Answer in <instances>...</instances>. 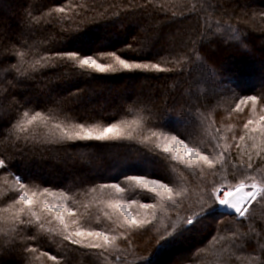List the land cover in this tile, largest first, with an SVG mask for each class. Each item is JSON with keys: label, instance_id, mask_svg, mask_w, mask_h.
I'll return each instance as SVG.
<instances>
[{"label": "trees", "instance_id": "1", "mask_svg": "<svg viewBox=\"0 0 264 264\" xmlns=\"http://www.w3.org/2000/svg\"><path fill=\"white\" fill-rule=\"evenodd\" d=\"M10 2L25 7L21 19L29 29L24 32L12 23L6 30L23 46L12 49L15 55L0 59V65L16 63L20 72L35 78L15 82L13 73L0 69V80L5 81L0 86V122L9 121L5 137L0 138V160L4 161L0 166V241L5 247L13 242L20 245L17 251L0 254V264H264V195L253 200L241 218L212 209L221 186L257 182L264 188V83L252 87L258 75L251 72L261 64L264 78V0ZM133 11L145 12L146 18H125ZM0 17L4 19L2 12ZM190 27L198 34L185 31ZM101 28L107 29V37L99 36ZM146 28L156 29L159 37L155 47L144 50L152 56L136 61L148 63V69L129 71L114 57L101 55L115 51L127 60L133 53L123 55L120 50L128 41L138 47L132 36ZM72 35L81 39L72 42L69 50L82 49L115 71L77 66L74 73L83 75H64L69 69L46 67L60 63L54 59L56 53L67 47ZM102 41L106 45L96 44ZM169 44H186L192 59L175 66L168 63L165 48ZM201 60L209 65L208 72L197 68ZM33 66L39 71L33 72ZM213 70L215 80L210 79ZM63 81L77 86L81 98L89 84L135 85L137 93L90 109L82 102L72 104V94L58 96L57 88L66 85ZM36 84L49 86L48 99L35 92ZM161 94L168 103L149 105L150 113L137 103ZM249 96L255 99L248 100ZM57 100L63 108L56 105ZM66 116L91 117L85 127L117 124L123 138L88 148L77 145L101 142L48 143L79 130L76 125L83 121H69ZM173 136L199 156H207L211 167L188 154ZM41 148V155L34 154ZM165 148L174 151L165 152ZM54 157L77 161L83 169L81 179L57 168L38 175L37 163ZM84 161L87 165H81ZM90 165L94 168L88 169ZM129 177L156 179L170 191ZM21 195L30 203L21 201ZM202 208L212 210L200 222V231L175 243L160 241L161 235L170 239ZM125 213L140 227L132 225ZM89 232H103L108 241ZM53 255L56 260L49 258Z\"/></svg>", "mask_w": 264, "mask_h": 264}, {"label": "snow or ice", "instance_id": "2", "mask_svg": "<svg viewBox=\"0 0 264 264\" xmlns=\"http://www.w3.org/2000/svg\"><path fill=\"white\" fill-rule=\"evenodd\" d=\"M61 11H63V9H61ZM26 15H28V13H26ZM129 15L131 17H136V18H139L141 20L146 18V13L143 11H139V12L133 11L130 14H125V18H128ZM171 19L173 21H175V19H176L175 14H173ZM185 31H188L190 34L191 33H197L198 34V30L193 29L191 27L189 29H185ZM80 39H81L80 35L70 36L69 37V43H68L67 47L65 49L58 50L56 53V56L54 58L57 61H59L60 63L59 64H48V65H46V67H49V68L64 67L66 69H69V71L65 72L64 75H72V74L83 75V73H74L73 70L77 66L80 69L89 68V69L97 70L99 72H105L108 70L115 71V69L111 68V66H109V68H105L103 65L97 63V60L94 59L92 55L84 54L82 49L77 48L75 50H69V49L73 48V47H71V43L77 42ZM232 39H236V37L233 36ZM132 40L135 41L136 45H139V46L137 47L134 45L133 42L128 41L127 43H125V47L120 50L121 54H123V55H127V53H129V52L133 53V55L127 56V60L121 59L120 55H117V53L115 51L101 53V55L114 57L117 60L118 64L123 69L129 70V71H131L133 69H148L149 68L148 63H140V62H136V61L137 60H146L152 56L151 52L145 53L144 50L149 49L150 47H155V43H157L159 41V37H158L156 29L146 28L141 33L133 35ZM17 46H23V42L19 41L18 37L14 38L5 29L0 28V59H3L7 56H14L15 54L13 53L12 49L16 48ZM165 51L167 52L168 63H171L174 66L176 64H181L185 60H191L192 59V54L188 50V47L186 46V44L180 45V46L169 44L168 47L165 48ZM157 55H159V53H157ZM76 61H78V65L73 63ZM128 61H131V62H128ZM151 67L156 68L158 71H163V69H160L157 64H152ZM197 68L201 71L208 72L209 65H207V63L205 61L201 60L197 64ZM0 69H2L5 72H8V73H13L12 79L15 82H19L21 77H24L25 79H34L35 78L32 75H28L27 73L20 72V70L17 68L16 63H10L9 66L6 68L3 67V65H0ZM32 71L33 72L39 71V68H36L35 66H33ZM210 79H212V80L216 79L214 70L211 73ZM4 85H5V81L0 80V86H4ZM5 91H7L8 95L11 96L13 98V100H15V95L11 92V90L9 88L5 87ZM247 99L248 100H254L255 97L249 96V97H247ZM161 102H163L164 104L168 103V99L165 98L164 94H161L158 97L148 96V97L140 98L137 100V103L139 105L143 106L142 110L147 109L149 111V113L151 112V109L148 108L149 105L156 106ZM16 103L18 104L19 101H16ZM55 103L58 107L63 108V104L61 101L57 100ZM27 114H28L27 112L24 113V115H27ZM39 115H40V113H36V116H39ZM33 119H35V117H33ZM66 119H68L69 121L81 120L83 122L76 125V127L79 129L78 131H74L72 133L66 132L64 137H61L55 141H49L48 143L63 145L67 141H73V142H76V141H80V142L97 141V142H101L98 145H91L88 143L77 145L78 147L88 148V147H93V146H95V147L108 146V142L120 141L123 138L121 135L120 126L117 124H111L110 123L108 126L103 127L101 129L99 127H85V123L89 119H91V117L66 116ZM100 119L102 120L103 117H101ZM8 123H9V121L0 122V138L5 137L4 128L7 126ZM173 140H175L177 144H181V146L186 149V152L188 154L195 156L197 159L203 160L205 163H207L211 167V161L208 160L207 156H199L198 153L194 152V149L192 147H188L187 144H183L181 139L177 138V136H173ZM49 150L54 151V149H49ZM43 151H44V149L41 148V149L36 150L34 152V154L41 155L43 153ZM164 151L169 152V151H174V149L165 148ZM188 158H189V156L185 155L184 159L187 160ZM173 159H176V157H173ZM3 164H4V161L0 160V166H2ZM129 179L137 180V182L140 184H151V185H155L157 188H164L165 190L170 191L169 189H167L165 184L160 183L156 179L145 180L142 177H129ZM111 187H114V188H117V190H120L119 186L116 184L111 185ZM242 187H244V186L243 185L239 186V188H242ZM251 187L253 189H255V191L248 192L247 193V199L243 203H240V204L233 203L228 198V196H225L223 199H220L219 197H217L216 199L218 201V205L213 204L212 209H214L217 206H224V207L234 209L235 213L239 214V216H241V217L245 216V214L248 212V207H246L245 205L247 203H250L251 201L255 200L258 195H264V188L257 189L255 184L251 185ZM19 199L21 201H24L25 203H30L29 201L26 200L25 196H23V195H21L19 197ZM212 209H203L202 208L200 213H193V216L188 217L185 221V224L182 227H179L174 233L170 234V237H171L170 239L161 235L160 241L161 242L167 241L168 243L169 242L175 243V242L183 239L187 234L200 231V227H199L200 222L204 219V217ZM54 211H59V209H54ZM125 214L128 216V219L132 225H136L137 227H140V225H137L136 221L132 219L130 213H125ZM76 235L82 236V235H84V233L83 232H77ZM87 235H89V236H91V235L102 236L104 238L105 242L108 241V237L105 236L103 232H99V233L89 232V233H87ZM73 242L75 243V241H73ZM159 246L160 245H158V247ZM89 247L98 248V247H100V245H89ZM19 249H20V245L16 244L15 242H13L8 247H5L3 242L0 241V254H4L5 252H14V251H17ZM49 258L52 260H56L57 257L55 255H53Z\"/></svg>", "mask_w": 264, "mask_h": 264}, {"label": "rangeland", "instance_id": "3", "mask_svg": "<svg viewBox=\"0 0 264 264\" xmlns=\"http://www.w3.org/2000/svg\"><path fill=\"white\" fill-rule=\"evenodd\" d=\"M10 3H11L10 0H0V12H2V14L4 15V19L0 17V28L7 30V29H9V27L11 28V26H12L11 24L14 23L16 25V27L20 26V28L24 32H27V29H29V27H27L25 21H23V19H21V16H23V14H24V12H21V11H24L25 7L22 8L21 5H15V3H11V4ZM112 26L115 27L116 25L112 24ZM133 26H135V25H130V27H133ZM108 27H106V28L109 29ZM106 28L97 29L99 36H101L102 38L108 36ZM108 34L111 35V33H109V32H108ZM96 44L106 45V43H104L103 41L100 43L98 42ZM257 67H259L257 69V71H253V70L251 71V72L256 73L258 75V77L255 75L256 76V79H255L256 82L253 84L252 87H255L257 85V83H259V84L264 83V78L260 77L261 71H263V69H262L263 66L260 64V66H257ZM69 81H70V79H69ZM69 81L68 82L63 81V84H66V83L70 84L71 82H69ZM66 85H64L63 88L62 87L57 88L58 89L57 90L58 96H64L65 97V96H69L72 94L70 97L72 104H75L76 103L75 101H77V103L82 102V103L89 105L90 109L91 108L99 109L100 107H105V103L109 102L110 100L116 99L117 97H120V96L122 99V98L127 97V95H132L135 92L137 93V88L135 87V85L134 86L126 85V87H125V86H122V84H121L119 87L114 88L113 86L107 87V86L100 85V84H95V85L89 84L85 87V89L81 88V89L85 90V93L83 94L84 97L81 98V93L76 94L77 91L79 92V89L77 86H70V85L66 86ZM52 86L53 85H50V87L52 88L51 90L54 91L55 88ZM35 88H36V90H35L36 93L37 92L38 93H44L45 97L47 99L49 98V95L51 93V91L49 90V86L41 87V86H39V84H36ZM115 89H119V90L116 91ZM147 95H150V94L147 93ZM77 97H78V99H77ZM97 98H99V99L97 100ZM93 156H94V154H93ZM62 159L63 158H61V157H54V158H50L48 160L41 161L43 163L38 162L37 164L39 165V167H36L37 168L36 169L37 174L40 175V174L44 173L46 169L49 170V169L57 168L59 170V172L65 171V172H71L74 174H78L77 176H75V179L79 181L81 179L80 174L83 173V169L80 168V165H77V161L73 162L71 159H65L64 161H61ZM87 162L84 161L83 163H81V165H87ZM92 168H94V166L90 165L88 169H92ZM146 168H147V165H146ZM46 174H47V172L44 175H46ZM102 174H105V173L102 172ZM17 179H18V177H17ZM72 179H73V177H72ZM253 184L259 185V187L262 188V186L257 182L252 183V184H240V185L251 186ZM240 185H237L234 188H230L228 186H224V187L227 188V190L232 191L233 189L239 187ZM243 193H245V191ZM233 201H235V198L233 199Z\"/></svg>", "mask_w": 264, "mask_h": 264}, {"label": "built area", "instance_id": "4", "mask_svg": "<svg viewBox=\"0 0 264 264\" xmlns=\"http://www.w3.org/2000/svg\"><path fill=\"white\" fill-rule=\"evenodd\" d=\"M256 187H257V189L260 188L258 185H256ZM242 188L246 189L245 186L242 187ZM250 191H255V189H253L252 187L249 188V189H246V195H247V193L250 192ZM232 194H233V192L227 190V188H225V187H220V188L217 190V192H216V198L219 197L220 199H223L225 196H228V198L232 201V199H233V195H232ZM258 196H259V195H258ZM258 196H257V197H258ZM216 201H217V199H216ZM217 204H218V201H217ZM218 207H219V208H222L223 206H218Z\"/></svg>", "mask_w": 264, "mask_h": 264}, {"label": "water", "instance_id": "5", "mask_svg": "<svg viewBox=\"0 0 264 264\" xmlns=\"http://www.w3.org/2000/svg\"><path fill=\"white\" fill-rule=\"evenodd\" d=\"M246 199H247V196H245V198H244L243 202H244ZM243 202H242V203H243Z\"/></svg>", "mask_w": 264, "mask_h": 264}, {"label": "bare ground", "instance_id": "6", "mask_svg": "<svg viewBox=\"0 0 264 264\" xmlns=\"http://www.w3.org/2000/svg\"><path fill=\"white\" fill-rule=\"evenodd\" d=\"M45 13V12H44Z\"/></svg>", "mask_w": 264, "mask_h": 264}]
</instances>
